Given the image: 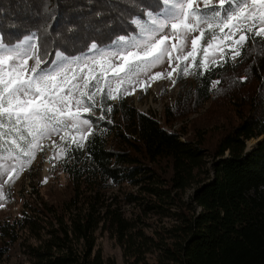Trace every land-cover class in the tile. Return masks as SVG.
<instances>
[{
  "label": "trees",
  "instance_id": "1",
  "mask_svg": "<svg viewBox=\"0 0 264 264\" xmlns=\"http://www.w3.org/2000/svg\"><path fill=\"white\" fill-rule=\"evenodd\" d=\"M156 3L0 0V42L33 37L49 68L57 52L72 59L136 37L132 21L147 22ZM219 62L159 118L118 96L83 147L61 140L53 172L67 195L32 190L0 217V264H117L98 245L105 234L123 264H264V39Z\"/></svg>",
  "mask_w": 264,
  "mask_h": 264
},
{
  "label": "snow or ice",
  "instance_id": "2",
  "mask_svg": "<svg viewBox=\"0 0 264 264\" xmlns=\"http://www.w3.org/2000/svg\"><path fill=\"white\" fill-rule=\"evenodd\" d=\"M156 8L160 10L146 13L147 22L132 21L139 29V38H119L118 43L122 45L119 49L122 63L119 65L108 63L105 67L104 61L92 57L68 59L57 52V59L52 62L55 67L49 69L46 67L48 61L33 37L14 46L0 42V150L9 153L8 156L0 155V176L7 175L0 184V201L5 199L3 186L13 182L18 169L23 170L24 164L30 163L35 149L41 147V138L74 129L80 137L79 140L73 137V142L77 147H83L80 141L87 139L92 126L81 116L92 111L96 95L105 87L107 97L116 99L126 81H131L133 76L149 74L166 59L172 68L167 72L169 78L181 69L182 64L184 75L195 74L193 69L198 67L205 71L210 70V65L222 67L223 63L216 59L217 51L222 59L227 55V46L231 50L230 58L235 60L242 55L249 39H264V0H217L216 3L204 0L203 7L199 6L198 0H157ZM197 31L198 36L192 35ZM209 33L211 39L202 48L203 58L197 63L201 41ZM189 38L191 50L185 54ZM170 40L175 42L169 44ZM228 41H231L230 45H226ZM92 50H97L96 44L92 45ZM189 58L191 65L184 63ZM173 59L177 61L175 67H172ZM97 64L101 66L99 75L95 72ZM110 70L117 78L115 89L113 81L106 77ZM163 77L164 73L156 72L152 78ZM218 83L215 81L213 87ZM123 91L127 93L128 90L124 88ZM5 145H8L6 149ZM13 153L20 162L18 167L5 163L13 158ZM22 156L29 160H22Z\"/></svg>",
  "mask_w": 264,
  "mask_h": 264
},
{
  "label": "rangeland",
  "instance_id": "3",
  "mask_svg": "<svg viewBox=\"0 0 264 264\" xmlns=\"http://www.w3.org/2000/svg\"><path fill=\"white\" fill-rule=\"evenodd\" d=\"M217 0H213V3H216ZM199 6H204V0H198ZM206 28V26H205ZM218 31V30H217ZM200 33L199 31L193 33L192 35L198 36ZM131 38H139V34L136 37ZM238 38V37H235ZM211 39V34H207L205 38L201 41V51L198 53L197 56V63H199L200 59L203 58V51L202 48L207 46V41ZM175 42L173 40L169 41V44ZM231 41L226 42V45H230ZM122 47L119 43H115L103 49L93 50L91 52H86L85 54L79 57H92L93 59H98L104 61V66L107 67V64L110 63L112 65H119L122 63L120 59L119 49ZM191 50V39L189 38L186 42V51ZM225 55L224 58H230L231 50L229 47L225 46ZM101 53H116V55L111 56H102ZM175 56V54H174ZM70 58V57H67ZM56 56L54 61L56 60ZM216 59L222 61L219 51L216 53ZM31 64L32 61H29ZM177 61L173 59L172 67L176 66ZM188 65L192 64L191 58L187 62H184ZM55 67L52 63L49 69ZM76 66L73 65V68ZM82 67V65H81ZM183 67V64H182ZM181 69L178 72H173L171 78L167 77V72L172 71V68L169 67L167 59L165 62L152 69L149 74H141L139 76H133L131 81H126L125 84L122 86L121 92L118 96L124 97L129 103H131L136 109L146 112V113H153L154 115L159 118L163 114V110L165 105L173 104V102L178 99L184 90L187 88L188 84L195 83V74L192 75H184ZM199 68L203 69V67H198L193 69L196 73L198 72ZM101 66L99 64L95 65V72L97 75L100 74ZM87 72V69H85ZM156 72L164 73L163 78H155L152 77L155 75ZM107 79L113 81L112 87L115 89L116 87V77L114 76L113 72L110 70L106 73ZM159 79H166L159 83L158 86H153L152 81ZM175 81V82H173ZM82 83V81H79ZM103 84V80H101ZM156 87V88H155ZM186 87V88H185ZM126 88L128 91L125 93L123 89ZM146 89V90H145ZM184 89V90H183ZM112 100L115 102L116 99H109L107 97V88L105 87L101 93H98L95 97L96 103L94 104L97 109H92L90 113L82 114L81 119H88L91 123V132L97 130V122L99 121L100 117L102 116V108L101 105L104 101ZM210 100L206 102L200 109L199 112L203 113L209 107ZM198 113L193 114L186 118L189 120L190 118L196 116ZM183 120V121H186ZM182 122V121H179ZM179 126L177 122L173 125L172 128H176ZM90 132V133H91ZM89 133V134H90ZM88 134V135H89ZM61 137H66L65 140H69L73 142V137L79 140L80 133L74 129L68 130H61L58 133H53L51 135L45 136L39 140V144L41 147L35 149L34 157L31 158L30 163H25L23 166V170L18 169V175L8 185H4L2 191L4 193L5 199L0 201V204H3L0 207V217H4L7 215H15L18 213L19 209L21 208V198L32 190H36L39 192L40 195H43L46 199L49 200H59L67 195L65 192L64 185L66 184L65 179L63 180V176H59L55 172H53V159H55L57 152L59 150V143L62 140ZM55 142V146H54ZM84 144L85 140L80 141ZM74 143V142H73ZM255 143L254 140L248 141V148L251 147ZM8 156V155H6ZM13 158L6 160V165L9 166H19V161L15 159V154H12ZM22 160L28 161L29 158L21 157ZM7 179V175L0 176V184L3 183V180ZM98 245L102 249L105 256H110L115 258L117 264H123L122 252L120 247L107 236V234L99 237ZM19 247H16L12 250V255L16 256L19 253Z\"/></svg>",
  "mask_w": 264,
  "mask_h": 264
},
{
  "label": "bare ground",
  "instance_id": "4",
  "mask_svg": "<svg viewBox=\"0 0 264 264\" xmlns=\"http://www.w3.org/2000/svg\"><path fill=\"white\" fill-rule=\"evenodd\" d=\"M164 80H166V79H159V81H158V80H153V81H152V85L157 87L158 84H159V83H162V81H164ZM156 87H155V88H156ZM252 140L255 141L256 139L254 138V139H252Z\"/></svg>",
  "mask_w": 264,
  "mask_h": 264
},
{
  "label": "water",
  "instance_id": "5",
  "mask_svg": "<svg viewBox=\"0 0 264 264\" xmlns=\"http://www.w3.org/2000/svg\"><path fill=\"white\" fill-rule=\"evenodd\" d=\"M261 137H259V139H260Z\"/></svg>",
  "mask_w": 264,
  "mask_h": 264
}]
</instances>
